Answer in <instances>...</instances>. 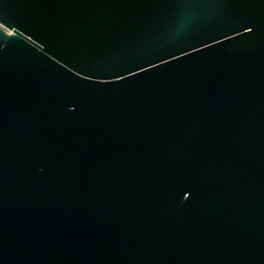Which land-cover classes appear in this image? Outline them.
Masks as SVG:
<instances>
[{
  "label": "water",
  "instance_id": "obj_1",
  "mask_svg": "<svg viewBox=\"0 0 264 264\" xmlns=\"http://www.w3.org/2000/svg\"><path fill=\"white\" fill-rule=\"evenodd\" d=\"M0 264H264V0H0Z\"/></svg>",
  "mask_w": 264,
  "mask_h": 264
}]
</instances>
